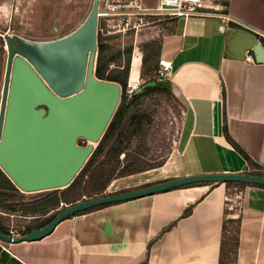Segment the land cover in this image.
Instances as JSON below:
<instances>
[{"label": "crops", "instance_id": "crops-1", "mask_svg": "<svg viewBox=\"0 0 264 264\" xmlns=\"http://www.w3.org/2000/svg\"><path fill=\"white\" fill-rule=\"evenodd\" d=\"M220 16L231 24L224 26ZM223 28L261 39L264 17L252 7L240 13L223 5L218 17L169 20L163 33L150 37L163 35L159 60L174 64L170 84L187 103V131L181 148L154 169L163 170L158 179L121 191L185 176L245 173L247 161L226 131L264 169V64L251 55L244 61L226 56ZM141 66L142 53L135 79L144 82ZM225 222L240 227L236 264H264V186L228 184L173 189L70 217L40 241L0 243V264H219Z\"/></svg>", "mask_w": 264, "mask_h": 264}, {"label": "water", "instance_id": "water-1", "mask_svg": "<svg viewBox=\"0 0 264 264\" xmlns=\"http://www.w3.org/2000/svg\"><path fill=\"white\" fill-rule=\"evenodd\" d=\"M98 6L95 0L82 25L58 40L38 42L16 35L5 36L0 169L23 193L61 190L71 185L102 140L120 105L121 85L95 76ZM222 31L226 34V56L244 61L251 55L264 64V41L257 35L233 28ZM158 85L172 89L168 81ZM227 183L264 186V177L244 173L193 175L85 199L60 210L42 229L21 236L0 231V242L12 245L40 241L64 220L90 209L185 186Z\"/></svg>", "mask_w": 264, "mask_h": 264}, {"label": "trees", "instance_id": "trees-1", "mask_svg": "<svg viewBox=\"0 0 264 264\" xmlns=\"http://www.w3.org/2000/svg\"><path fill=\"white\" fill-rule=\"evenodd\" d=\"M155 23L147 28L153 33H163L169 20L159 21L153 18ZM101 26V24H100ZM99 26L98 53L96 59L95 76L104 81L115 82L122 87L120 105L106 130L102 140L97 145L86 165L83 167L74 181L65 189L52 190L30 194L26 197L0 169V231L12 235H26L33 230L47 226L67 206L75 205L85 199L108 196V188L118 179L161 168L172 154V150L164 154L153 147L164 131L165 125L162 114L147 104L149 97L158 94L172 96V89L158 85L157 71L159 65V53L162 43L160 37L147 39L139 44L142 53L141 77L144 80L142 91L131 99L126 95V88L131 70V60L134 47L125 45L118 35H104ZM235 28H240L232 25ZM141 33V32H140ZM264 41V39H263ZM5 41L0 36V52L4 53ZM3 67L0 59V102L2 94ZM225 98V90L223 89ZM163 118V120H162ZM228 141L245 157L247 167L244 174L264 177V169L251 160L230 138L226 131ZM80 145L85 146L83 141ZM228 185H247L242 183H227ZM217 186V185H194ZM131 189L123 190L122 192ZM35 195V196H34ZM113 205V204H111ZM106 205L79 213L84 215ZM187 211L184 215H189ZM12 217L16 225L12 226ZM240 227L237 223L225 222L222 228V240L220 248L219 264H236L239 249Z\"/></svg>", "mask_w": 264, "mask_h": 264}, {"label": "rangeland", "instance_id": "rangeland-1", "mask_svg": "<svg viewBox=\"0 0 264 264\" xmlns=\"http://www.w3.org/2000/svg\"><path fill=\"white\" fill-rule=\"evenodd\" d=\"M261 3V0H229L224 5L227 6V9L234 5V8L240 13H245L247 7H252L257 10L261 17H264V8ZM156 4L157 0H144V6L146 7L154 8ZM92 6L93 2L86 0H0V34L3 36L16 35L26 40L38 42L58 40L79 28L87 19ZM152 35V30L145 29L138 36L128 35L124 40H121L125 45H133L134 47L131 66L134 59L140 62L139 44L144 43ZM4 49V53L0 52L3 67L2 86L7 59V50L5 47ZM147 104L152 105L153 109L160 112L165 122L164 131L158 140L153 142V147L159 153L163 152L164 154L170 150L173 152L177 149L179 150L184 141L189 118L186 101L175 94L172 96L158 94L154 97H149ZM170 167L168 165V168ZM155 179L158 178L143 175L140 180H137L140 182L136 184L129 183L126 186L111 185L107 190V194H117L122 192L121 189L141 185ZM26 197L30 198L33 195L27 194ZM16 220L19 221L20 218L12 217V226L16 225ZM13 234L14 236H21L15 232Z\"/></svg>", "mask_w": 264, "mask_h": 264}, {"label": "built area", "instance_id": "built-area-1", "mask_svg": "<svg viewBox=\"0 0 264 264\" xmlns=\"http://www.w3.org/2000/svg\"><path fill=\"white\" fill-rule=\"evenodd\" d=\"M79 1V0H71ZM94 3L95 0H86ZM229 0H160L154 8L144 6V0H98V18L104 35H118L121 39L128 35L137 36L141 31L155 23L153 18L163 20L190 19L194 17H218L222 7ZM224 26L231 24V19L220 16ZM99 31V30H98ZM5 39V36L1 35ZM258 36V35H257ZM264 39V36L260 37ZM247 59H251L248 56ZM174 74L172 61L159 60L157 81L170 82ZM143 84L140 79L129 78L126 95L131 99ZM14 235V234H13Z\"/></svg>", "mask_w": 264, "mask_h": 264}, {"label": "bare ground", "instance_id": "bare-ground-1", "mask_svg": "<svg viewBox=\"0 0 264 264\" xmlns=\"http://www.w3.org/2000/svg\"><path fill=\"white\" fill-rule=\"evenodd\" d=\"M136 66H137V60L135 59V61H134V67H133V72H132V78H133V80L136 77ZM162 171L161 170H154L153 169V170H150V171H146V172H143V173H139V174H135V175H132V176L125 177V178H123L121 180H115L111 185L112 186H126L129 183H133V184L135 183L136 184V183H139L140 182V181L138 182L137 180L138 179L140 180L143 177V175L144 176L145 175H150L152 178H159L161 176V172ZM163 174H164V172H163Z\"/></svg>", "mask_w": 264, "mask_h": 264}, {"label": "flooded vegetation", "instance_id": "flooded-vegetation-1", "mask_svg": "<svg viewBox=\"0 0 264 264\" xmlns=\"http://www.w3.org/2000/svg\"><path fill=\"white\" fill-rule=\"evenodd\" d=\"M144 186H146V185L140 186V187H138V188H141V187H144Z\"/></svg>", "mask_w": 264, "mask_h": 264}]
</instances>
